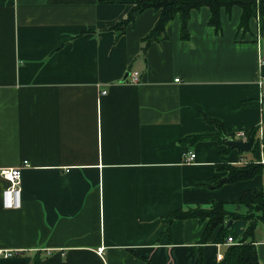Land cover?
Wrapping results in <instances>:
<instances>
[{"label":"crops","instance_id":"obj_1","mask_svg":"<svg viewBox=\"0 0 264 264\" xmlns=\"http://www.w3.org/2000/svg\"><path fill=\"white\" fill-rule=\"evenodd\" d=\"M135 1L0 0V170L30 162L15 210L0 175V249L21 251L0 264H218L228 244L202 245L198 220L169 233L164 219L214 203L239 211L243 192L264 187V172L216 187L228 177L218 166H245L252 151L182 141L219 122L231 140L259 128L264 145L259 20L242 32V9H223L218 32L202 8L189 40L176 18L144 51L159 12L136 16L123 36L112 29Z\"/></svg>","mask_w":264,"mask_h":264},{"label":"trees","instance_id":"obj_2","mask_svg":"<svg viewBox=\"0 0 264 264\" xmlns=\"http://www.w3.org/2000/svg\"><path fill=\"white\" fill-rule=\"evenodd\" d=\"M111 1V0H106ZM120 1V0H117ZM233 7L242 9L239 31L247 32L250 30V21L259 20L260 31L264 33V0H136L129 10L126 19L112 26L117 37L123 36L127 28L136 19V16L153 10L159 12V18L155 27L146 35L143 40V50L155 46L157 43L166 39V29L170 21L178 18L180 21V38L189 40V21L193 11L208 8L211 10L209 24L216 31L222 29L220 14L223 9L230 12ZM218 126L215 134L189 135L182 141L184 144H196L203 140H216L226 145L224 140L228 137L225 127L219 122H212ZM260 129H253L248 133L249 137L256 139ZM233 137V136H232ZM231 137V138H232ZM230 138V137H229ZM233 148L227 147V151ZM259 140H255L252 153L255 154V161L240 165H221L220 169L228 172V183L247 181L253 179L264 172V165L259 164L261 157ZM220 184H217L218 187ZM237 203L239 211L230 212L223 203H214L209 207L195 206L185 210H178L164 219L166 231L171 232L170 226L177 220L186 221L190 219L198 220L203 225L204 231L200 240L202 245L208 242L226 243L231 237L235 245L229 246L224 254L223 260L218 264H261L258 256L256 233L258 226L264 224V187L243 192ZM229 221H232L230 229L227 228ZM36 264H40L37 261Z\"/></svg>","mask_w":264,"mask_h":264},{"label":"built area","instance_id":"obj_3","mask_svg":"<svg viewBox=\"0 0 264 264\" xmlns=\"http://www.w3.org/2000/svg\"><path fill=\"white\" fill-rule=\"evenodd\" d=\"M140 74L138 72H132L131 73V83L136 84L139 82ZM177 81V80H176ZM178 82V81H177ZM260 85L264 86V79L262 78L260 80ZM261 102V110L264 115V95L260 99ZM248 133H238L236 136L232 137V139L240 140L243 142L248 141L249 139ZM260 160L259 164L264 165V145H261L260 149ZM184 161L186 163L193 162L196 159V156L193 152H188V154L184 155ZM30 166V162H24L21 166L13 167V168H4L0 170V175L8 182L9 186L5 189L3 193V205L6 209L9 210H15L16 208H19L21 206L20 204V197H21V189L20 184L22 180V171L25 168H28ZM237 243L234 241L231 237H229L226 241V244L229 246L235 245ZM225 243H220L219 247L222 246ZM21 253L20 250H8V249H0V259L1 258H12L16 257ZM220 259L222 258L221 255H219ZM223 260V259H222Z\"/></svg>","mask_w":264,"mask_h":264},{"label":"water","instance_id":"obj_4","mask_svg":"<svg viewBox=\"0 0 264 264\" xmlns=\"http://www.w3.org/2000/svg\"><path fill=\"white\" fill-rule=\"evenodd\" d=\"M249 140L246 142L240 141V140H235V139H230L228 137H225L224 140L228 147L238 149L243 153L251 152L254 148L255 145V139L253 137H249ZM228 180L227 178L220 180L219 184L226 183ZM232 225V221H229L227 224V228L230 229Z\"/></svg>","mask_w":264,"mask_h":264},{"label":"rangeland","instance_id":"obj_5","mask_svg":"<svg viewBox=\"0 0 264 264\" xmlns=\"http://www.w3.org/2000/svg\"><path fill=\"white\" fill-rule=\"evenodd\" d=\"M226 146L228 147V145L226 144ZM251 156V155H250ZM250 158H253V156L252 157H250Z\"/></svg>","mask_w":264,"mask_h":264}]
</instances>
